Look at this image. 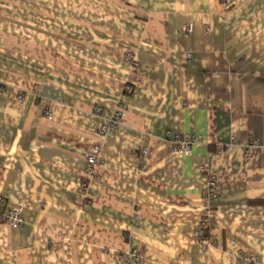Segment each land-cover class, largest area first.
Listing matches in <instances>:
<instances>
[{
    "label": "crops",
    "instance_id": "crops-1",
    "mask_svg": "<svg viewBox=\"0 0 264 264\" xmlns=\"http://www.w3.org/2000/svg\"><path fill=\"white\" fill-rule=\"evenodd\" d=\"M0 201V264H264V0H0Z\"/></svg>",
    "mask_w": 264,
    "mask_h": 264
},
{
    "label": "built area",
    "instance_id": "built-area-1",
    "mask_svg": "<svg viewBox=\"0 0 264 264\" xmlns=\"http://www.w3.org/2000/svg\"><path fill=\"white\" fill-rule=\"evenodd\" d=\"M190 27H188L189 29ZM127 60L131 61L133 60L132 53L130 51L126 52V58ZM133 85L126 84L123 87V94L124 96L130 95L132 92ZM95 112L101 111V106L96 105L94 107ZM125 115V105L123 102V97L121 99H118L115 103V108L113 115L106 120L105 122H102L98 126V134L100 136H104L108 131L116 129L121 123ZM204 143V139L202 136L198 135H178L171 141V148L174 152L182 153V154H188L191 152V148L193 145L198 143ZM217 154L221 153L222 151V145L220 143H217ZM100 153L101 148L98 144L92 145V147L89 149L86 159H85V165L83 169V176L80 180L78 191L79 193H83L88 185V182L90 179H92L95 176V169L101 165L100 160ZM246 156H249V153L246 152ZM204 198L208 199L210 201H213L217 198V192H216V182L214 177H210L207 183V187L204 191ZM1 204V201H0ZM0 220L7 223L9 226L13 228H18L24 223V218L22 214V209L20 207H11L5 210L4 212L0 213ZM200 224L206 228L208 223L206 221H201ZM203 230L201 229L200 234H203ZM132 255H135V252L132 253ZM243 257H248L246 254L242 255ZM122 260H128L126 255L121 256Z\"/></svg>",
    "mask_w": 264,
    "mask_h": 264
}]
</instances>
